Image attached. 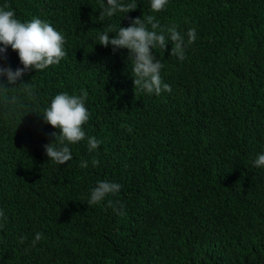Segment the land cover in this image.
I'll list each match as a JSON object with an SVG mask.
<instances>
[{"label": "trees", "instance_id": "16d2710c", "mask_svg": "<svg viewBox=\"0 0 264 264\" xmlns=\"http://www.w3.org/2000/svg\"><path fill=\"white\" fill-rule=\"evenodd\" d=\"M123 2L137 8L101 22L106 0H0L21 22L51 24L67 53L17 81V103L0 95V264H264V167L253 164L264 152V0H168L160 12ZM148 15L185 42L197 33L183 60L171 41L152 50L172 89L159 95L134 88L127 49L98 44ZM0 63L22 67L10 47ZM81 89L86 138L59 165L43 148L59 130L40 115ZM93 136L102 143L89 151ZM103 180L122 187L89 206Z\"/></svg>", "mask_w": 264, "mask_h": 264}, {"label": "clouds", "instance_id": "9594fccd", "mask_svg": "<svg viewBox=\"0 0 264 264\" xmlns=\"http://www.w3.org/2000/svg\"><path fill=\"white\" fill-rule=\"evenodd\" d=\"M168 0H150L153 12L162 11L167 5ZM9 6L5 4L0 7V61L7 59L9 47L16 52L22 67L13 70L10 66L0 63V95L6 103H17V96H9L11 89L16 88V82L21 81L22 77L31 70L42 71L51 65L59 64L67 55L64 50L66 43L65 37L57 31L51 24L39 19L32 18L30 21L21 22L15 17L12 10H6ZM137 8L136 3L125 4L123 0H106V4H101V11L98 19L111 18L117 12L129 13ZM130 24L127 27H112L109 31H104L98 35L100 45L104 47L112 46L113 52L119 49L128 50V59L132 62V72L134 88L145 91L148 94L159 95L162 91L171 92V86L164 83L161 79V69L164 67L162 62L157 59L152 50L157 47L166 50L169 41L172 42L171 56H176L180 60L185 59V48L191 45L197 38L195 28H190L185 36L181 34L175 25L166 29L161 28L159 21L153 15L143 18H129ZM148 25L151 26L149 30ZM109 33H115L110 38ZM6 78V80L4 79ZM26 85L22 91L30 98H35L31 85ZM83 95H70L63 92L55 95L50 104L44 108L43 120L46 124L58 129L52 132L54 142L43 145L48 160L56 164L63 165L72 160L69 145L82 141L86 138L83 125L89 119V112L85 107L87 93L81 89ZM128 131L132 129L129 127ZM102 141L96 137H88L87 144L89 151L96 150ZM98 163L92 160L93 166ZM254 166L264 167V152L258 154L253 161ZM81 168H87V161H81ZM121 185L107 180L97 181L96 186L91 189L88 205H96L102 202L109 194H116L120 191ZM111 206V201H109ZM118 214L123 215L119 209ZM7 216L0 209V229L5 226ZM25 237H21L20 243L24 242ZM43 239V233L37 232L32 241L33 246Z\"/></svg>", "mask_w": 264, "mask_h": 264}]
</instances>
